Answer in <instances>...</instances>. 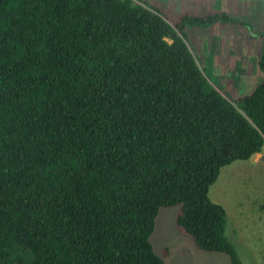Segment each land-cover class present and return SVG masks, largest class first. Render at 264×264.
<instances>
[{"label":"trees","instance_id":"trees-1","mask_svg":"<svg viewBox=\"0 0 264 264\" xmlns=\"http://www.w3.org/2000/svg\"><path fill=\"white\" fill-rule=\"evenodd\" d=\"M155 6L0 0V264H165L151 237L171 207L201 250L245 264L210 189L264 153V44L235 98L186 34L228 16Z\"/></svg>","mask_w":264,"mask_h":264},{"label":"rangeland","instance_id":"rangeland-1","mask_svg":"<svg viewBox=\"0 0 264 264\" xmlns=\"http://www.w3.org/2000/svg\"><path fill=\"white\" fill-rule=\"evenodd\" d=\"M146 1L162 8L172 18L202 12L227 15L229 22L226 24L189 26L187 40L201 59L213 43L209 36L221 37L222 49L218 54L222 61L221 72L211 73V78L222 81L221 87L227 94L238 98L249 94L260 83L263 74L258 62L264 44V0ZM216 10L220 11L214 12ZM172 18L170 20L174 21ZM214 51H219L218 47ZM240 66V82L236 88L242 87L241 94L233 82L238 80ZM225 76L233 81L226 82ZM210 197L226 210L230 218V237L240 259L245 264H264V153L255 155L250 161H238L224 167L210 189ZM178 212V207L161 209L151 237L156 254L164 259L165 264H234L227 254L201 250L177 226Z\"/></svg>","mask_w":264,"mask_h":264},{"label":"crops","instance_id":"crops-1","mask_svg":"<svg viewBox=\"0 0 264 264\" xmlns=\"http://www.w3.org/2000/svg\"><path fill=\"white\" fill-rule=\"evenodd\" d=\"M208 2H212L211 0H208ZM220 9H221V7H220ZM218 11H220V10H216V11H214V12H218ZM204 12H202V13H200V14H197V15H200V16H205V15H208V14H204ZM211 39L213 40V43H211V46H208V48H209V50H212V54H214V53H217V55L220 53V51H221V43H219V42H221V37L220 36H216V35H213L212 34V37H211ZM207 44V43H206ZM212 44H213V46H212ZM191 45V44H190ZM192 46V45H191ZM216 46L218 47V50L219 51H214V48H216ZM193 47V46H192ZM218 57V56H217ZM261 154H263V153H261ZM258 155V154H257Z\"/></svg>","mask_w":264,"mask_h":264}]
</instances>
